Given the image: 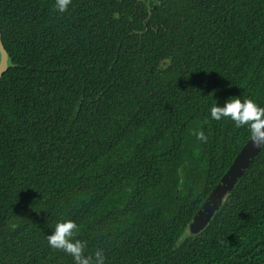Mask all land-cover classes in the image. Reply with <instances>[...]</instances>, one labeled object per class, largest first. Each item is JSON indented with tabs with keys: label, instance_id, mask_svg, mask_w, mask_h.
Wrapping results in <instances>:
<instances>
[{
	"label": "trees",
	"instance_id": "obj_1",
	"mask_svg": "<svg viewBox=\"0 0 264 264\" xmlns=\"http://www.w3.org/2000/svg\"><path fill=\"white\" fill-rule=\"evenodd\" d=\"M0 37V264H75L68 219L105 264H264V147L188 227L250 137L210 108L264 107V0H0Z\"/></svg>",
	"mask_w": 264,
	"mask_h": 264
},
{
	"label": "clouds",
	"instance_id": "obj_2",
	"mask_svg": "<svg viewBox=\"0 0 264 264\" xmlns=\"http://www.w3.org/2000/svg\"><path fill=\"white\" fill-rule=\"evenodd\" d=\"M72 0H55L56 9L63 13L68 10ZM210 117L220 121L228 118L237 128L247 127L250 141L255 148L264 147V107H260L251 98L241 99L239 96L228 98L222 106L216 103L210 108ZM196 138L207 141L203 131L196 132ZM78 225L73 220H63L55 224L47 235V244L52 249L62 250L70 255L75 264H105L102 250H97L94 257L85 254V242L75 239Z\"/></svg>",
	"mask_w": 264,
	"mask_h": 264
},
{
	"label": "water",
	"instance_id": "obj_3",
	"mask_svg": "<svg viewBox=\"0 0 264 264\" xmlns=\"http://www.w3.org/2000/svg\"><path fill=\"white\" fill-rule=\"evenodd\" d=\"M10 66L9 54L5 50L0 37V77ZM251 137L247 139L241 147L233 161L226 171L220 177L216 185L206 196L196 213L189 222V231L197 234L202 231L209 223L215 212L221 206L225 196L233 187L239 177L244 173L247 167L253 162L258 152L262 149L253 147Z\"/></svg>",
	"mask_w": 264,
	"mask_h": 264
}]
</instances>
